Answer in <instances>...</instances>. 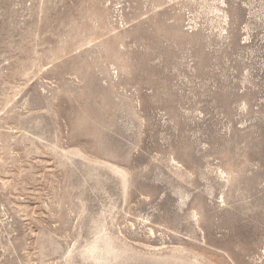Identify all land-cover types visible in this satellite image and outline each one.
<instances>
[{
    "label": "rangeland",
    "instance_id": "374dc122",
    "mask_svg": "<svg viewBox=\"0 0 264 264\" xmlns=\"http://www.w3.org/2000/svg\"><path fill=\"white\" fill-rule=\"evenodd\" d=\"M0 264H264V0H0Z\"/></svg>",
    "mask_w": 264,
    "mask_h": 264
}]
</instances>
